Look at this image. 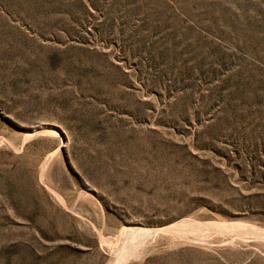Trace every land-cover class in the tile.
I'll return each instance as SVG.
<instances>
[{
  "label": "rangeland",
  "instance_id": "rangeland-1",
  "mask_svg": "<svg viewBox=\"0 0 264 264\" xmlns=\"http://www.w3.org/2000/svg\"><path fill=\"white\" fill-rule=\"evenodd\" d=\"M0 264H264V0H0Z\"/></svg>",
  "mask_w": 264,
  "mask_h": 264
},
{
  "label": "bare ground",
  "instance_id": "bare-ground-1",
  "mask_svg": "<svg viewBox=\"0 0 264 264\" xmlns=\"http://www.w3.org/2000/svg\"><path fill=\"white\" fill-rule=\"evenodd\" d=\"M192 228V227H191ZM139 229V228H138ZM176 228L175 227H169V228H162L161 230L163 231V232H173L174 230H175ZM137 230V229H136ZM180 230V229H179ZM160 231V230H159ZM145 232V231H144ZM142 234V233H141ZM139 235V234H138ZM173 235V234H172Z\"/></svg>",
  "mask_w": 264,
  "mask_h": 264
}]
</instances>
